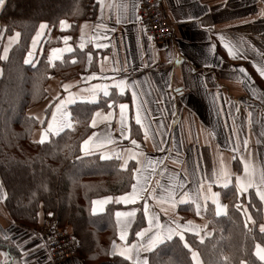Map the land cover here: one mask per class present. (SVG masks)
<instances>
[{
	"label": "crops",
	"instance_id": "obj_1",
	"mask_svg": "<svg viewBox=\"0 0 264 264\" xmlns=\"http://www.w3.org/2000/svg\"><path fill=\"white\" fill-rule=\"evenodd\" d=\"M163 1L166 16L175 28V39L164 44L151 41L141 28L140 0H98L95 15L80 20L74 33L68 20L57 28L41 23L45 27L40 25L30 48L29 61H34L45 43L53 40L48 48L51 61L84 50L85 63L77 77L64 80L53 75L47 97L29 109L39 120L34 141L41 142L42 135L46 141L69 128L55 131L48 125L56 106L70 96L73 102L66 103L63 110L69 113L71 126L70 106L74 103L98 102L110 95L115 100L126 97L115 104L108 101L95 111L92 142L82 151L85 155L117 157L123 169L134 167L133 185L139 182L143 189L135 202L117 199L130 194L131 188L115 197L97 198L94 201L98 203L93 204L94 213H102L112 201L119 205L114 212L117 237L111 253L128 259L129 264H148L149 253L174 236L188 232L204 239L210 235L208 205L214 204L217 212L218 203L219 215L227 212L220 188L234 184L242 194L252 189L264 192V0ZM13 34L17 42L19 33ZM7 38L4 57L10 50L5 51ZM68 48L71 51L65 50ZM120 81H124L123 90L117 87ZM122 104L127 106L123 124ZM109 113L111 116L104 120ZM93 119L97 121L95 126ZM107 138L112 142L94 146ZM132 154L135 159L129 158ZM235 161L241 164L239 173ZM238 178L241 184L251 181L253 186L242 189ZM213 193L218 194L216 202ZM117 212L134 215L117 217ZM140 215L144 224L138 233L143 235L136 234L130 240V231ZM41 217L43 223L45 216ZM150 219L154 220L152 224ZM169 229L173 230L171 238H167ZM0 231L13 247L11 251L0 247V264H54L29 227L10 216L1 180ZM122 231L126 233L124 240L120 239ZM158 234L164 238L149 248ZM124 248H131L130 258L119 254ZM55 264L88 263L78 254Z\"/></svg>",
	"mask_w": 264,
	"mask_h": 264
},
{
	"label": "trees",
	"instance_id": "obj_2",
	"mask_svg": "<svg viewBox=\"0 0 264 264\" xmlns=\"http://www.w3.org/2000/svg\"><path fill=\"white\" fill-rule=\"evenodd\" d=\"M98 0H5L0 8L3 23L0 44V180L6 189L10 216L24 226L40 223L51 216L61 226L69 225L78 242V254L88 264H129L112 255L117 233L114 212L109 203L102 213L93 212L97 198L127 193L133 185L134 167L123 169L117 157L84 154L82 143L93 133L91 119L108 101L114 104L126 97L110 95L98 102L79 101L70 106L71 127L43 142L33 140L39 120L29 109L47 97L53 75L64 80L84 71V50H75L61 60L51 61L47 41L39 58L29 61L30 48L41 23L57 28L63 20L76 31L80 20L96 13ZM19 33L18 41L3 56L5 39ZM26 61H28L26 63ZM241 164L235 161L237 172ZM227 212L218 215L214 204L206 210L212 230L204 239L185 233L158 245L148 255V264H196V251L202 264H264L256 246L264 247V207L255 190L242 194L236 186L220 188ZM248 214H247V212ZM144 224L140 215L130 231L133 240ZM187 244V247L185 246ZM0 231V247H13Z\"/></svg>",
	"mask_w": 264,
	"mask_h": 264
},
{
	"label": "built area",
	"instance_id": "obj_3",
	"mask_svg": "<svg viewBox=\"0 0 264 264\" xmlns=\"http://www.w3.org/2000/svg\"><path fill=\"white\" fill-rule=\"evenodd\" d=\"M139 24L144 33L156 44L175 39V28L166 16L163 0H140ZM44 233L47 250L54 263H61L78 255L74 233L53 223Z\"/></svg>",
	"mask_w": 264,
	"mask_h": 264
},
{
	"label": "snow or ice",
	"instance_id": "obj_4",
	"mask_svg": "<svg viewBox=\"0 0 264 264\" xmlns=\"http://www.w3.org/2000/svg\"><path fill=\"white\" fill-rule=\"evenodd\" d=\"M4 3V0H0V5H3ZM65 22L64 21H61V24L63 25ZM45 25H41V28H44ZM68 38L65 37V40H67ZM105 45H98V47H104ZM225 47H227V45H225ZM66 51H71V48H68V49H65ZM53 51H58V50H53ZM230 51V54H231V50L229 49ZM28 61H26L27 63ZM243 71V70H241ZM261 74L264 75V70H261ZM123 86H124V81H120L118 84H117V87L121 88V90H123ZM69 87L68 85H65V88ZM104 94L105 95H108V92H107V86H104ZM94 98V97H93ZM73 102L72 99H71V96L69 97V99L67 101H61L60 104H58L56 106V111L53 112L52 114V121L49 123L48 125V128L49 130H55V131H60L62 130L64 127H70V123L68 121V116H69V113H67L66 111L63 110L64 108V105L66 103H71ZM120 110H121V116H120V119H121V123L123 124L124 122V110L126 109V105H120ZM97 115H99V113H97ZM111 116V113L108 114V116H105L103 117L104 120H107L108 117ZM96 120L93 119L92 121V124L93 126H95L96 124ZM136 122L137 124H140L141 123V120H140V117H139V114H137L136 116ZM122 135H125L123 129H122ZM94 136L96 135L95 133L93 134ZM145 135L147 136V133H145ZM45 139V136L42 135L41 137V142H43ZM92 142V138L90 137L89 140L85 141L84 142V145H82V149L84 148V146L86 145H89L90 143ZM111 139L110 138H107V139H103V140H100L98 142H96L94 144L95 147H103V145L105 143H111ZM132 144H136V141L133 140L132 141ZM103 158H110V156H102V159ZM130 159H135V154H132L129 156ZM127 164V160L124 161V165L126 166ZM245 172L247 173L248 172V166L245 165ZM224 176L226 178V173H224ZM237 183L240 185V187L242 189H245L247 187H252V182L251 181H248L247 183H244V184H241L239 178H238V181ZM139 184V182H138ZM138 184H134L132 186V192L130 194H126L125 196L123 197H119L117 198L119 201L121 202H124V203H129V202H135L136 198L138 196H140L141 192L143 191V189L141 187L138 186ZM257 194L260 196V198L262 200H264V192H260L258 190ZM218 194L216 193H213V200L214 202H216L215 200V197L217 196ZM98 202L94 201L93 204H97ZM93 211L95 212L96 211V208L94 207L93 208ZM220 211H221V206L217 203V214L219 215L220 214ZM132 215H134V212H117L116 213V216L117 217H122V216H126V217H131ZM145 215L147 216V205H145ZM154 222V220L150 219L149 220V224H152ZM156 223L158 224V221H156ZM169 235L167 238H171V235L173 233V230L172 229H169ZM261 231L264 232V226H261ZM143 233L140 232V233H137V236H142ZM125 236H126V233L124 231L121 232L120 234V239L121 240H124L125 239ZM164 237L160 234L156 235L153 237V239L149 242V248H151L152 246H154L156 243L162 241ZM181 239H183V236L181 235ZM187 247V244L185 245ZM130 253H131V248H124L122 250L119 251V254L122 255V256H125L127 258H130ZM256 255L259 257L260 260L264 261V249H262L259 245L256 246ZM193 260L194 261H197V264H198V260H197V257H196V254L193 253ZM136 264H146V261L144 262H140V261H137Z\"/></svg>",
	"mask_w": 264,
	"mask_h": 264
},
{
	"label": "rangeland",
	"instance_id": "obj_5",
	"mask_svg": "<svg viewBox=\"0 0 264 264\" xmlns=\"http://www.w3.org/2000/svg\"><path fill=\"white\" fill-rule=\"evenodd\" d=\"M0 29H1L0 32H2V30L4 29L2 22H0ZM13 35L14 34L8 36V38L6 40V44H5V51L8 50V49H10L15 44V42H16V36H13ZM247 214H248V212H247ZM53 223L57 224L55 222V220L51 216H46L43 223L41 222V223L36 224L34 226H27L31 230L30 232L32 233L33 237H37L41 241V243H40V241L38 240L39 243L46 249L49 258H50V255H49V252L47 250V245H46L44 233L46 232V230L48 229V227H50L51 225H54ZM57 225L59 227L68 228V229H70L73 232L72 228L68 224L67 225H64V226H61L59 224H57ZM182 236H183V238H185L184 235H182ZM194 253L196 254V257H197V260H198V264H202V261L200 259V256L198 255V253L196 251H194ZM50 261H52L51 258H50ZM195 262L197 264V261H195ZM52 263H54V262L52 261Z\"/></svg>",
	"mask_w": 264,
	"mask_h": 264
},
{
	"label": "water",
	"instance_id": "obj_6",
	"mask_svg": "<svg viewBox=\"0 0 264 264\" xmlns=\"http://www.w3.org/2000/svg\"><path fill=\"white\" fill-rule=\"evenodd\" d=\"M4 2H5V0H4ZM1 6H2V5H0V8H1Z\"/></svg>",
	"mask_w": 264,
	"mask_h": 264
}]
</instances>
